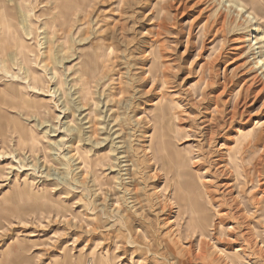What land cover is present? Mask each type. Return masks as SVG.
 I'll list each match as a JSON object with an SVG mask.
<instances>
[{
	"label": "rangeland",
	"instance_id": "1",
	"mask_svg": "<svg viewBox=\"0 0 264 264\" xmlns=\"http://www.w3.org/2000/svg\"><path fill=\"white\" fill-rule=\"evenodd\" d=\"M0 41V264H264V0H0Z\"/></svg>",
	"mask_w": 264,
	"mask_h": 264
},
{
	"label": "bare ground",
	"instance_id": "2",
	"mask_svg": "<svg viewBox=\"0 0 264 264\" xmlns=\"http://www.w3.org/2000/svg\"><path fill=\"white\" fill-rule=\"evenodd\" d=\"M6 1H7V0H6ZM6 3H7V2H6ZM9 3H10V2H9ZM2 4H3V3H2ZM2 4H1V5H2ZM3 5H4V4H3ZM57 7H58V6H57ZM5 8H6V7H5ZM7 9H8V7H7ZM3 10H4V6H3ZM5 10H6V9H5ZM240 11L243 12V10L239 9L238 12H240ZM5 12H6V11H5ZM5 12H4V13H5ZM22 17H23V16H22ZM246 18H247V21H248L249 23H252V21L254 20V18H252V16H251L250 14H249ZM246 18H245V19H246ZM22 20H23V18H22ZM53 22H54V21H53ZM23 25H24V28H25V33H24V34L26 35V37H28V36L30 35V29L27 28V22H24ZM29 25H30V24H29ZM5 30H6V31L8 30L7 27H5ZM253 31H254V30H253ZM7 32H8V31H7ZM256 32H258V29H257V28L255 29V32H253V33H256ZM0 42H1V41H0ZM259 59H260V58H259ZM259 59H258V60H259ZM6 60H7V59H6ZM9 60H10V59H9ZM260 62H261V63H260ZM5 64H6V63H5ZM257 64H258V63H257ZM259 64H260V65H258V66H261V65L264 66V63L262 62V60H259ZM6 65H7V64H6ZM6 65H5V66H6ZM8 66H9V65H8ZM263 66H262V67H263ZM10 70H11V69H10ZM76 71H77V70H76ZM6 72H7V70H6ZM9 75H10V74H9ZM12 80H13V79H12ZM85 87H86V86H85ZM155 106H156V104H155ZM160 144H161V146H163L162 142H160ZM162 149H163V148H162ZM162 149H161V150H162ZM120 171H121V170H120ZM118 172H119V171H118ZM129 173H130V172H129Z\"/></svg>",
	"mask_w": 264,
	"mask_h": 264
}]
</instances>
